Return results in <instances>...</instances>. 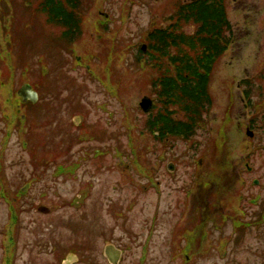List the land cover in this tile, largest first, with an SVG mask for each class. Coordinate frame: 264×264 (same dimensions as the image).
Returning <instances> with one entry per match:
<instances>
[{"label": "rangeland", "instance_id": "rangeland-1", "mask_svg": "<svg viewBox=\"0 0 264 264\" xmlns=\"http://www.w3.org/2000/svg\"><path fill=\"white\" fill-rule=\"evenodd\" d=\"M183 1L81 0V35L70 43L48 35L39 1L0 0V264H63L70 253L74 264H108L106 244L124 252L118 264H140L142 249L144 264H264L256 191L234 175L247 153L234 88L264 68V0H227L239 35L212 70L214 106L190 141H159L143 130L139 104L154 100L160 73L138 51ZM24 85L37 104L23 103ZM9 102L24 118L11 133L1 117ZM202 178L209 210L216 204L205 254Z\"/></svg>", "mask_w": 264, "mask_h": 264}, {"label": "trees", "instance_id": "trees-1", "mask_svg": "<svg viewBox=\"0 0 264 264\" xmlns=\"http://www.w3.org/2000/svg\"><path fill=\"white\" fill-rule=\"evenodd\" d=\"M34 1L40 2L42 13V0ZM68 2L74 5V0H68ZM81 3V0H78L77 5ZM216 5L215 3L205 6L201 1H193L191 4L179 6L168 18L171 23L166 28L153 29L145 36L143 42L148 47L146 55L138 51L139 63H143L140 59H147L150 66L152 67L151 63H153V68L160 73L152 85L154 108L158 106L159 110L154 114L155 109H153L143 128L159 141L168 138L188 140L193 135L194 127L196 128L200 123V116L197 113L204 104H208L207 89L218 52L212 54L209 47L214 45V42L202 38L206 37L204 31H214L217 27L226 26L227 22L224 8ZM78 23L77 34L73 39L81 35L80 20ZM189 24L196 26V37L200 40L198 43L205 49L194 61L189 60L184 51L187 35L181 29L183 25ZM215 37L216 35H212L213 39ZM73 39L71 38L70 41ZM192 44L197 45L196 42ZM173 49H176V52L172 53ZM213 57L215 59L212 61ZM175 111L181 115L179 120L175 118ZM190 114L194 116L191 118ZM18 122L24 123L20 118ZM155 133L158 135L157 138ZM11 214L14 215V217L11 216V223L15 225L16 216L13 212Z\"/></svg>", "mask_w": 264, "mask_h": 264}, {"label": "flooded vegetation", "instance_id": "flooded-vegetation-1", "mask_svg": "<svg viewBox=\"0 0 264 264\" xmlns=\"http://www.w3.org/2000/svg\"><path fill=\"white\" fill-rule=\"evenodd\" d=\"M193 1H201V3H203V5L205 6H211L212 4L216 3L217 4L216 6H218L219 8L220 7L224 8L227 19L226 26L217 27L216 29H214V31L212 30H210L209 32L204 31V35L206 37L202 38L214 42V45H211L209 47V50L212 54L218 52L216 58L217 61L220 59H224L234 49V46L236 44L239 35L238 27L232 24L227 16L228 15L227 9L229 3H227V0H188V1L184 0L182 4L183 5L191 4ZM41 2H42V18L44 23L43 25H44V29L49 32V33L47 32L48 35H50L56 41L63 40L64 37L66 39H69V37H74L79 25L78 19H79L80 11H79V5H77L78 0H74V5H70L68 0H42ZM106 16L107 15H105V18ZM101 23L103 24V22ZM183 32L184 34L187 35L185 39L187 44L186 47L184 48V51L189 57V60L191 59V61H194V59L201 56L202 51H204L205 49H203V47H201L200 44L198 43L200 42V40H198V37H196V26H194V30L191 33L186 30H183ZM212 35H216V37L213 39ZM193 42H196L197 45L196 46L193 45L192 44ZM173 52H176V49H173ZM214 59L215 57H213L211 60L213 61ZM254 77L259 79V82L262 81L264 79V68L261 69L259 72H257L256 75L245 76L241 79H238L236 81L234 88L236 94L235 97L238 102L237 105L240 109L239 112L240 119L242 120L243 123L244 137L246 139V142L244 143V147L245 149H247V153L243 155L240 159L244 171L235 170L234 175L236 179V185L240 189L245 190L251 188L252 190L256 191V195H254V197H252L250 200H252L256 206H259V208L261 207L259 210L261 216L258 215L259 216L258 218L264 220V181L259 176L256 177V174H259V169H264V93H263L264 85L259 83L256 84L253 79ZM211 79L212 77H210V83H211ZM209 89H210V85L209 88L207 89L208 104L207 105L204 104L201 110L197 113V115L200 116L199 122L201 126L204 122L203 119L205 118L207 119L211 109L214 106V96ZM231 99L232 97H230V100ZM8 109H9L8 112L1 113V117L2 119L5 118V121H7L6 132L11 133V130H14L15 128V126L11 125L12 121L14 120V118H12V116L14 115L13 113L14 107H11V103L9 104ZM193 116H194L193 114H190L191 118ZM197 130L198 128L195 129V131ZM192 138H190L188 141H190ZM222 141L223 139L221 140V142ZM224 141L226 142V139ZM223 152H225V150L224 151L221 150V153ZM218 186H219V182H218ZM218 188L223 190L224 186L221 185V187ZM206 190H207V181L206 179L202 178L201 194L199 197L202 200V202L200 201L202 203L200 207V217L202 221V229L204 226L203 236L205 235V242L202 245L204 246L202 249L204 250L203 252L204 254L207 253L211 248L210 246H208V241H207L208 233L205 229L208 222L211 220L210 219L211 216L213 215L216 209V204L215 205L211 204L209 210V205L207 201L208 196L206 197L207 195ZM192 194L194 193L191 190H188L187 193H185V197H191ZM218 196L219 194H217V197ZM220 196L223 197V193H220ZM240 198L243 199V194H240L237 199H239L240 201ZM217 199L219 202L220 198L218 197ZM240 202H239L240 206L236 205L234 207V212L238 218L242 219L244 217H247L248 215L245 213L244 211L245 209H243L242 211L239 210L241 207ZM218 207L220 209L221 207L220 204L218 205ZM221 208L222 210H224V205ZM238 218L236 219L239 220ZM257 225H259V223L256 224V226ZM235 232L239 233V230L236 229ZM144 251L145 250L142 249L140 264H144L146 261V258L144 257L145 254ZM123 255L124 252L122 251V256ZM171 259H172L171 260L172 263H174L175 261L174 252H172ZM186 260H188V257H186Z\"/></svg>", "mask_w": 264, "mask_h": 264}, {"label": "water", "instance_id": "water-1", "mask_svg": "<svg viewBox=\"0 0 264 264\" xmlns=\"http://www.w3.org/2000/svg\"><path fill=\"white\" fill-rule=\"evenodd\" d=\"M141 51L146 53V46L141 47ZM19 97L22 99L23 103L31 102L33 104L37 103L38 95L32 90V88L28 85H24L18 92ZM153 107V103L149 98H143L139 104V108L143 113H149ZM173 170V167H170ZM39 212L41 214H48V210L46 208H39ZM104 257L108 261L109 264H118L121 252L116 250L112 245L108 244L104 249ZM76 261V257L70 255L66 258L63 264H74Z\"/></svg>", "mask_w": 264, "mask_h": 264}]
</instances>
